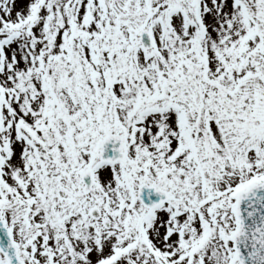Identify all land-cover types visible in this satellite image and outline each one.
<instances>
[{
    "label": "snow or ice",
    "instance_id": "1",
    "mask_svg": "<svg viewBox=\"0 0 264 264\" xmlns=\"http://www.w3.org/2000/svg\"><path fill=\"white\" fill-rule=\"evenodd\" d=\"M0 264H264V0H0Z\"/></svg>",
    "mask_w": 264,
    "mask_h": 264
}]
</instances>
